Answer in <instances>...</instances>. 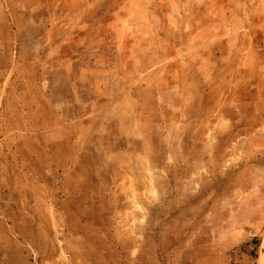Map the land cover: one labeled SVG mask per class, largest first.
I'll return each instance as SVG.
<instances>
[{
	"label": "rangeland",
	"instance_id": "rangeland-1",
	"mask_svg": "<svg viewBox=\"0 0 264 264\" xmlns=\"http://www.w3.org/2000/svg\"><path fill=\"white\" fill-rule=\"evenodd\" d=\"M264 0H0V264H258Z\"/></svg>",
	"mask_w": 264,
	"mask_h": 264
},
{
	"label": "bare ground",
	"instance_id": "bare-ground-1",
	"mask_svg": "<svg viewBox=\"0 0 264 264\" xmlns=\"http://www.w3.org/2000/svg\"><path fill=\"white\" fill-rule=\"evenodd\" d=\"M258 264H264V252L260 255L258 259Z\"/></svg>",
	"mask_w": 264,
	"mask_h": 264
}]
</instances>
